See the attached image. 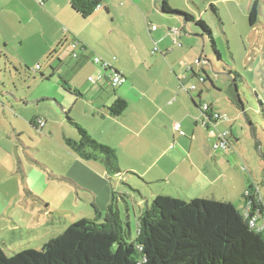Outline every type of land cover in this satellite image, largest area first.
Instances as JSON below:
<instances>
[{"label": "crops", "instance_id": "obj_1", "mask_svg": "<svg viewBox=\"0 0 264 264\" xmlns=\"http://www.w3.org/2000/svg\"><path fill=\"white\" fill-rule=\"evenodd\" d=\"M72 1L1 0L10 5L11 16L13 12L14 15L30 21L31 24L38 17H44L54 25V29L51 34L52 40L34 45L24 41L17 42L18 59L14 62L13 52L7 54L0 50V80L7 79L5 76L13 77V71L19 68L26 70L35 68L38 72L42 71L44 67L40 64L50 55L46 62L47 66H55L56 60L59 59L62 63L61 68L53 67V72L50 74L53 78L45 81L41 77L38 87L42 91L48 87L57 88V95L49 97L57 101V105L65 115L68 114V109L75 112L74 121L77 124H80L97 142L114 150L122 173L108 175L100 161L86 162L71 151H66V155L62 154L64 156L62 165L55 168L54 172L51 170L52 174L48 173L46 166L33 161L45 170L43 174L55 176L54 178L59 182H62V178L57 176H66L72 181L71 185L76 183L80 188L86 187L81 189H87L91 205H96L98 212V214L94 213L95 216L90 220L100 224L102 218L113 213L117 214L119 220L125 216L129 233L134 230V221L138 222L139 215L158 195L173 196L179 191H187L190 196L186 199L211 198L226 201L236 207L235 203L240 198L242 204V196L248 185L235 179L228 184L230 167L225 166L222 156L218 153L219 150L212 148L217 143L218 136V132H214L212 128L224 122L214 126L207 122L203 125L205 116L199 111V106L208 104L214 111L221 112L212 103L196 102L190 93L181 88V85L184 87L192 85L200 76L194 70V67L200 64L199 58L202 55L199 56L200 43H197L200 42L198 39L202 38L199 32L190 31L185 37L180 35L174 42L171 34L168 33L170 28L155 30L153 33L150 27L146 26L147 31H145L144 26L140 25V22H146L144 10L140 5L136 6L128 0H124L123 5H119L118 0H102L100 7L86 18L73 11ZM40 25L44 29V26ZM40 25L34 28H40ZM183 30L180 29L181 32ZM62 38L65 39V43L60 41ZM74 38L87 49L88 55L92 53L95 57L109 62L110 68L103 70L104 75H99L101 76L99 80L91 82L88 80L90 76H85L94 71L100 74V70L91 59H85L84 54L78 55L80 57L78 61L72 60L70 55L67 58L64 51L68 50L71 54L70 42ZM1 43L4 48L10 46L13 50V46L7 41ZM78 51L86 52L80 49ZM146 61H149L147 68L140 64ZM72 63L74 66L78 64L79 67L72 74L67 75L65 68L70 67ZM37 66H40L39 70ZM47 66L46 72H48ZM83 68L85 70H82ZM113 73L124 76L126 82L113 88L110 83ZM42 74L46 76L47 73L43 71ZM58 77L68 83L72 92L63 87ZM4 86L5 84L1 82L0 89H4ZM202 88L206 89V82ZM202 88L197 90L199 99L202 97ZM65 91L71 96L68 97L70 100L65 99L66 96L62 93ZM49 97L34 94L31 101L39 105L50 100ZM117 98L124 99L127 108L120 117H113L108 107ZM3 109L0 114V126L13 115L12 111L0 105V112ZM33 117L32 122L38 118V115ZM50 118L49 113V121ZM44 119L48 122L47 118ZM175 123L181 125L185 136L175 132L173 129ZM33 127L41 133L35 124ZM10 128L13 137V124ZM222 128L221 132L228 130L236 139L231 129L227 126ZM187 134L190 136L188 141ZM11 135L7 138L11 139ZM69 138L75 139L72 132ZM3 139L4 135L0 141ZM110 176L118 183L122 179L124 187H118L117 184L112 186ZM63 181L66 183L67 180ZM222 181L224 196L221 194L219 197L213 190L208 197L201 196ZM22 183L24 187H31L26 179H23ZM34 186L35 184L32 187ZM0 187H13V164L7 170L1 169ZM146 187H151L150 198L143 196V189ZM132 191L140 195L136 201L131 196ZM177 198L180 199L178 196ZM97 201L103 206L100 207ZM45 209V219L43 217L40 219L45 220L49 227L47 212L51 214L53 212L49 206Z\"/></svg>", "mask_w": 264, "mask_h": 264}, {"label": "rangeland", "instance_id": "obj_2", "mask_svg": "<svg viewBox=\"0 0 264 264\" xmlns=\"http://www.w3.org/2000/svg\"><path fill=\"white\" fill-rule=\"evenodd\" d=\"M128 1L136 6L140 5L144 10L146 22L142 21L140 25L144 26L145 31H147L146 26L150 27L153 33L155 30L162 31L170 28L168 33L171 34L174 42L180 35L185 37L186 34L194 30L204 35V38H199L200 42H197L200 43L199 56L202 55L199 58L200 64L195 66L194 70L205 79L206 89L204 90L198 80H195L192 85H195L198 91L200 88L203 89L202 97L201 99L197 97V90L190 94L196 102L212 103L217 110L228 117L227 123L226 121H217L210 124L214 126L224 122L212 130L218 132L219 135L220 129H223L222 126H227L236 138L234 139L231 135L226 137L227 144L225 143V147L219 148L218 151L225 166L230 167L228 184L235 179L243 181L248 186L253 185L264 203V0H165L171 10L187 13L193 16L195 21L201 20L210 28L219 57L214 52L210 36L200 26L191 21H185L183 17L162 13L159 0ZM254 1L258 3V16L257 23L251 27L248 14ZM124 3V0H118L119 5ZM9 8L10 5L0 0V50L7 54L13 52L14 62L15 59H18L17 42L24 41L34 45L52 40L51 34L54 25L44 17H38L31 24L30 21L14 15L13 12L11 16ZM40 24L44 26V29ZM37 25H40V28H34ZM182 28L184 30L181 32ZM146 34L149 37L147 32ZM2 41H7L9 45L13 46V50L10 46L4 48ZM179 42L181 43V39ZM64 52H66L67 58L70 55L72 60L76 59L74 61H78L80 58L78 55L81 56V54L85 55V59L93 61V64L99 68L100 74L94 71L85 75L90 76L92 82H95L97 76L104 75L102 72L106 70L100 64L95 63L94 59L104 60L95 57L92 53L88 55L87 49L85 53L79 52L77 49L72 55L68 50ZM47 61L45 59L40 64L41 67H44L40 72L35 68L29 70L19 68L17 71H13V77L5 76L7 79L0 80V83L5 84L4 89H0L3 94L0 96V105L13 112V115L0 126V139L4 135V139L0 141V171L3 168L6 170L8 167L11 168L13 164V187H0V248L7 256L27 249L40 251L46 241L61 233L79 218L93 219L95 216L94 206L97 208L96 205H91L87 189H81L86 187L80 188L76 183L71 185L72 181L66 176H57L62 178V182H59L54 178L55 176L50 175L52 174L51 170L54 172L55 168L62 165L64 158L62 154L66 155V151H70L65 146L64 140L71 139L69 138L70 132L75 137L72 140H77V132L67 122L65 112L57 105V101L49 97L57 95V88L53 86L42 91L38 87L42 76L45 81L51 80L53 76L50 77V74L53 72V67L57 69L62 65L59 59L56 60L55 66H47ZM140 64L147 68L149 61L140 62ZM45 65L48 67V72H46ZM78 67V64L74 66L72 63L70 67L65 68L67 75L72 74ZM43 71L47 73L48 78L42 74ZM84 74H86L85 71ZM190 86L188 85L186 88ZM62 93L66 96L65 99L70 100L68 97L71 96L68 92ZM34 94L49 97L50 100L38 105L31 101ZM233 95L239 97L241 106L232 102L235 100ZM68 110V118L74 121L75 112ZM3 111L4 109L0 114ZM49 113L51 114L50 121ZM34 115H38V124L40 122L47 123L45 129L40 130L41 133L32 125ZM44 118H47L48 122ZM11 124H13V137ZM8 135H11V139L7 138ZM189 137L187 134V141ZM33 161L46 166L50 174H43L45 170ZM24 176L26 177L24 178ZM23 179L29 181L31 187H24ZM64 179L67 180L66 183H64ZM110 183L112 186L117 184L118 187H124L122 179L119 183L112 179ZM222 183L223 181L201 196L208 197L213 190L220 197L224 193ZM33 184L36 187H32ZM150 188L143 189L144 197L150 198ZM131 196L135 201L140 198V195L133 191ZM177 196L183 201L192 200L186 199L190 196L187 191H179L169 197L178 199ZM41 202L45 204L43 205ZM97 204L100 207L103 206L99 201ZM46 206H49L53 212V214L47 212L49 227L45 220L40 219L44 218ZM235 206L239 210L242 208L240 198L237 199ZM121 210L123 211V209ZM138 213L137 211L136 214ZM102 219L104 220V218ZM132 219L135 220L133 217ZM120 222L125 230L127 225L125 216H122ZM136 226L137 221H134V230L131 233L127 232L125 236L127 241L134 240Z\"/></svg>", "mask_w": 264, "mask_h": 264}, {"label": "trees", "instance_id": "obj_3", "mask_svg": "<svg viewBox=\"0 0 264 264\" xmlns=\"http://www.w3.org/2000/svg\"><path fill=\"white\" fill-rule=\"evenodd\" d=\"M101 1L73 0L71 7L86 18L100 7ZM159 5L162 13L183 17L185 21L200 26L210 36L214 52L219 57L211 30L204 22L195 21L187 13L171 10L165 0H159ZM257 16L258 3L254 1L248 14L251 27L257 23ZM198 34L204 38L203 34ZM65 42L63 39L62 43ZM70 47L71 55L77 49L86 50L76 38L70 42ZM36 68L39 70L40 66ZM58 80L72 92L66 81L60 77ZM233 96L235 100L231 99L232 102L241 106L239 97ZM126 108L127 102L117 98L108 111L111 116L120 117ZM66 120L77 132V140H64L65 146L75 156L86 162L100 161L108 175L122 173L113 149L97 142L67 115ZM32 124L38 130L45 125L42 122L38 124L37 119ZM224 132L229 137L230 132L220 133ZM219 139L217 137L216 144L220 143ZM246 192L242 196L240 210L231 203L211 198L183 201L158 195L138 217L133 241L125 238L128 227L126 225L123 229L115 213L106 216L100 224L82 218L46 241L40 251L27 249L7 256L0 248V264H264V232L257 233L248 224L251 218L264 222V203L253 185L250 184ZM94 210L98 214L95 206Z\"/></svg>", "mask_w": 264, "mask_h": 264}, {"label": "built area", "instance_id": "obj_4", "mask_svg": "<svg viewBox=\"0 0 264 264\" xmlns=\"http://www.w3.org/2000/svg\"><path fill=\"white\" fill-rule=\"evenodd\" d=\"M153 29H154V27H153ZM94 62L97 64H100L102 66V68L105 70L110 68V64L108 62L101 61L98 58H95ZM90 80H92V79L90 78ZM110 80H111V83L113 86H118V85L124 84L126 82L125 77L120 75V74H117V73H113ZM197 80H198L199 84H201V85H203L205 82V79L201 76H199ZM181 88L187 92H193V91L197 90V87L195 85H191L188 88L181 85ZM201 112H202L203 116H205V119H204L205 122H203V125H206V122L207 123H213V122H217V121H226L227 120V117L225 114H220L219 112L214 111L208 104H202ZM173 129L179 135L184 136V132L181 130L179 123H175L173 125ZM226 136H227L226 132L219 133L218 137L220 138L219 139L220 143L214 145L213 148L216 150L219 148H224L225 142H226ZM246 194H248V193L246 192ZM247 214H248V212L246 210L245 215H247ZM248 224H249V227L251 229H253L255 232H257V233L264 232V222H257V220H255V218H251L248 221Z\"/></svg>", "mask_w": 264, "mask_h": 264}]
</instances>
